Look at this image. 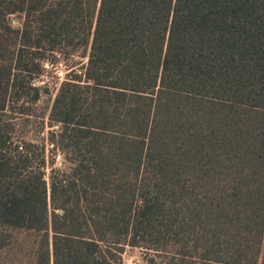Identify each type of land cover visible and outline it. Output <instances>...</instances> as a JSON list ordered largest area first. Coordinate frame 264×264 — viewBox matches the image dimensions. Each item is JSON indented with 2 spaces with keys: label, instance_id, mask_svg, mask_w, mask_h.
I'll list each match as a JSON object with an SVG mask.
<instances>
[{
  "label": "trees",
  "instance_id": "trees-1",
  "mask_svg": "<svg viewBox=\"0 0 264 264\" xmlns=\"http://www.w3.org/2000/svg\"><path fill=\"white\" fill-rule=\"evenodd\" d=\"M79 50L42 112L63 158L47 176L12 119L48 94L49 56ZM142 246L264 264V0H0V264Z\"/></svg>",
  "mask_w": 264,
  "mask_h": 264
},
{
  "label": "rangeland",
  "instance_id": "rangeland-1",
  "mask_svg": "<svg viewBox=\"0 0 264 264\" xmlns=\"http://www.w3.org/2000/svg\"><path fill=\"white\" fill-rule=\"evenodd\" d=\"M15 25L18 24V19L11 18ZM83 50L72 55H50V65H46V72L37 81V85L46 86L48 94L44 97L43 101L34 107L35 116L19 117L18 112L15 114L14 120L15 131L18 137L23 141H31L38 145L45 146V159L47 161L48 169L47 176L50 174V167L60 168L63 164V158L60 151H55L52 144L48 141V133L59 129L57 125L52 127L48 124V116L42 118V112L47 104L51 105L60 87V84L65 81L69 74L82 73L86 59L82 58ZM63 73L60 75V73ZM7 117H5L6 119ZM60 155V156H59ZM145 246L142 247H126L123 254V264H150V259H155L156 264H170L173 258V248L168 246L166 252L163 253L162 258L156 255ZM195 264H198L197 262Z\"/></svg>",
  "mask_w": 264,
  "mask_h": 264
},
{
  "label": "built area",
  "instance_id": "built-area-1",
  "mask_svg": "<svg viewBox=\"0 0 264 264\" xmlns=\"http://www.w3.org/2000/svg\"><path fill=\"white\" fill-rule=\"evenodd\" d=\"M63 73L61 72L60 75H62ZM60 156V155H59Z\"/></svg>",
  "mask_w": 264,
  "mask_h": 264
}]
</instances>
